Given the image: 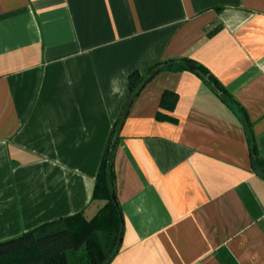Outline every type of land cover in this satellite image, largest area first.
I'll use <instances>...</instances> for the list:
<instances>
[{
	"label": "crops",
	"instance_id": "0c3cea01",
	"mask_svg": "<svg viewBox=\"0 0 264 264\" xmlns=\"http://www.w3.org/2000/svg\"><path fill=\"white\" fill-rule=\"evenodd\" d=\"M182 58L241 112L185 68L130 96L131 73ZM111 140L109 264H264V0H0V243L93 218Z\"/></svg>",
	"mask_w": 264,
	"mask_h": 264
},
{
	"label": "trees",
	"instance_id": "16d2710c",
	"mask_svg": "<svg viewBox=\"0 0 264 264\" xmlns=\"http://www.w3.org/2000/svg\"><path fill=\"white\" fill-rule=\"evenodd\" d=\"M191 65L192 67H189ZM189 69L212 85L222 100L237 112L239 106L231 94L202 64L191 59L159 62L145 74L129 75L130 96H136L144 84L168 68ZM116 133L113 130L112 136ZM253 167L264 176V161L252 141ZM115 148L111 142L103 155L95 179L93 199L104 202L97 214L88 219L82 212L44 223L19 237L0 243V264H109L118 253L124 231L121 206L116 198Z\"/></svg>",
	"mask_w": 264,
	"mask_h": 264
},
{
	"label": "water",
	"instance_id": "95a60500",
	"mask_svg": "<svg viewBox=\"0 0 264 264\" xmlns=\"http://www.w3.org/2000/svg\"><path fill=\"white\" fill-rule=\"evenodd\" d=\"M189 67H192L191 65H188Z\"/></svg>",
	"mask_w": 264,
	"mask_h": 264
}]
</instances>
